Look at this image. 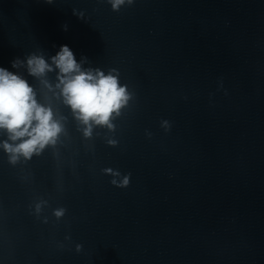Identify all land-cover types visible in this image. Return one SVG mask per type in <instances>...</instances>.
<instances>
[{
  "label": "clouds",
  "instance_id": "1",
  "mask_svg": "<svg viewBox=\"0 0 264 264\" xmlns=\"http://www.w3.org/2000/svg\"><path fill=\"white\" fill-rule=\"evenodd\" d=\"M107 2L113 11L119 12L123 6L133 5L135 0ZM73 14L76 15L75 10ZM78 17L83 19L82 15ZM63 27L67 30V25ZM86 64H90L87 57L82 56L78 61L68 45H61L52 56L46 57L42 49H37L23 59H13L11 67L15 72L0 67V133L6 135V139L0 140V147L8 155L10 164L15 165L21 157L31 160L46 147L55 146L65 130L61 122L64 117L57 118L51 102H40L38 96L42 92L28 77L38 82L43 94H50L48 101L59 100L70 109L73 118L83 127L85 138L91 137L93 126L114 129V118L120 116L134 93L129 91L127 84L121 83L118 69L109 68L105 72L100 67H85ZM161 127L168 131L171 125L162 120ZM108 143L115 147L118 141L109 140ZM102 171L112 177V185L129 186L131 173L125 175L112 168ZM43 203L46 202L36 205L37 213ZM65 212L66 209L58 208L53 214L59 219ZM81 247L77 245V251Z\"/></svg>",
  "mask_w": 264,
  "mask_h": 264
}]
</instances>
